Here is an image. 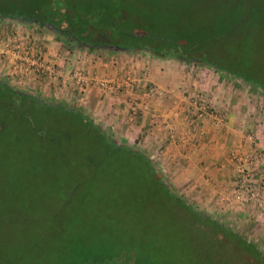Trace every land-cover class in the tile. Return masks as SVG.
<instances>
[{
	"label": "rangeland",
	"instance_id": "obj_1",
	"mask_svg": "<svg viewBox=\"0 0 264 264\" xmlns=\"http://www.w3.org/2000/svg\"><path fill=\"white\" fill-rule=\"evenodd\" d=\"M10 1L30 7L27 0H0ZM141 2L145 4L136 0L132 18L140 16L144 24L171 17L185 23L192 35L216 37L210 49L217 61L247 78L242 82L264 91V0H157L155 9ZM24 23L23 33L45 32L64 47L78 48L52 29ZM0 24L6 26L3 21ZM10 77L0 72L1 81L30 98L15 97L0 86V264H64L67 253L73 256L81 247L87 252L101 249L111 255L109 259L137 264H256L214 222L206 227V219L201 220L198 213L182 211L149 178L143 163L128 158L125 149L106 152L98 132L62 107L78 108L91 117L87 106L63 104L57 96L27 90L9 81ZM255 90L264 99V92ZM186 113L194 124L210 119L197 118L195 106ZM114 140L129 145L122 138ZM130 146L139 150L138 144ZM145 154L167 184L192 206L264 251V223L256 226L257 219L246 209L248 189L237 187V168L242 163L235 169L238 174L231 192L216 194L213 201L204 203L201 189L190 191L189 181L178 185L179 171L161 166L158 155ZM250 170L252 182L264 179H256Z\"/></svg>",
	"mask_w": 264,
	"mask_h": 264
},
{
	"label": "crops",
	"instance_id": "obj_2",
	"mask_svg": "<svg viewBox=\"0 0 264 264\" xmlns=\"http://www.w3.org/2000/svg\"><path fill=\"white\" fill-rule=\"evenodd\" d=\"M46 36L47 57L55 56L51 46L60 48L63 63L54 77L30 71L21 83L27 90L57 96L63 104L87 106L106 133L158 155L161 166L182 175L178 185L189 181L190 191L201 189L204 203L213 201L216 194L231 192L238 163L252 169L256 179L264 177V99L256 88L195 61L160 57L147 50L106 49L102 53L87 47L67 48ZM80 68L89 77L84 91L74 73ZM8 71L4 66L0 72L7 78ZM131 77L134 83L129 85ZM107 81L109 86L104 87ZM196 91L212 100L216 111L225 116V124L215 125L211 118L196 124L189 120L186 111L194 106L191 96ZM128 97L144 102L147 108L132 109ZM257 156L259 162L254 160ZM244 199L261 228L264 187Z\"/></svg>",
	"mask_w": 264,
	"mask_h": 264
},
{
	"label": "trees",
	"instance_id": "obj_3",
	"mask_svg": "<svg viewBox=\"0 0 264 264\" xmlns=\"http://www.w3.org/2000/svg\"><path fill=\"white\" fill-rule=\"evenodd\" d=\"M30 7L25 9L20 3L16 5L10 2H0V16L19 19L23 22L34 23L39 27L52 29L68 43H74L79 47H87L90 50L95 49H113V50H147L153 55L160 57H176L185 61H195L198 63L213 66L217 70L223 71L232 77L241 81L247 80L245 77L233 74L229 68L222 66L210 49V43H215L216 37L205 39L200 38L196 32L192 35L185 23L180 20L168 18L164 21L148 20L140 21V16L134 15L138 21H134L131 13L136 12V0H27ZM157 0H145L141 6H148L155 9ZM181 1V0H180ZM186 5V2H183ZM127 14V15H126ZM126 15V17H124ZM154 16V13H152ZM124 17V18H123ZM130 17V19H129ZM128 23V24H127ZM160 23L163 27H160ZM174 28L172 31L171 29ZM196 34V36H195ZM0 86L5 88L15 97L30 98L28 94L19 91L8 83L0 80ZM257 87L252 85L251 87ZM262 90L261 88L257 87ZM256 88V89H257ZM264 92V91H263ZM56 107L58 105H53ZM82 118V122L90 125L97 132L99 138L106 147V152H120L119 149H125L128 158L138 160L143 163L149 176L161 186L162 190L182 211H192L198 213L201 220H205L206 227L209 222L219 227L221 232H225L232 237L233 244L244 248L256 264H264V251L258 247L257 243L248 240L234 231L228 230L223 223L204 211L192 206L188 199L177 193L169 184L159 175L154 167L151 158L143 151L137 150L130 145L117 143L111 135H108L103 128L91 117H87L80 109L66 107ZM102 143V144H103ZM210 224V223H209ZM88 254V255H87ZM74 256H77L73 260ZM89 256V257H88ZM111 255L104 254L100 250L88 249V252L81 247L75 250L73 256L67 253L64 264H137L131 262L116 261L110 258Z\"/></svg>",
	"mask_w": 264,
	"mask_h": 264
},
{
	"label": "built area",
	"instance_id": "obj_4",
	"mask_svg": "<svg viewBox=\"0 0 264 264\" xmlns=\"http://www.w3.org/2000/svg\"><path fill=\"white\" fill-rule=\"evenodd\" d=\"M5 22L6 26L0 24V70L4 66L9 68L10 80H14V83L21 84L26 75L31 71L37 74H46L49 77H54L58 73V68L62 65L63 60L60 48H52L55 53L53 58H48L47 48V36L46 33L40 32L38 36H33L31 32L23 33L20 28L25 25L23 21L11 17H1L0 23ZM20 26V27H19ZM50 46V45H49ZM68 50V49H67ZM60 69V68H59ZM77 76V83L80 86L81 91H84L89 83V77L84 70L76 69L74 71ZM111 81V80H110ZM109 81L104 84L109 86ZM129 85L134 83V79L131 77L128 80ZM161 90H155L153 92L160 93ZM128 104L132 109L140 111L147 108L144 102L133 100L132 97H128ZM195 106V116L199 119L210 117L216 124H223L225 116L219 114L216 109L211 105L209 100L200 98V95L196 93L193 98ZM251 137V135H249ZM252 160V159H251ZM255 162H259V156L254 157ZM238 171L240 176L238 178L237 187L241 186V189H248L250 196H256L259 188L264 187V179L260 181L252 182L251 170L247 167H239Z\"/></svg>",
	"mask_w": 264,
	"mask_h": 264
}]
</instances>
